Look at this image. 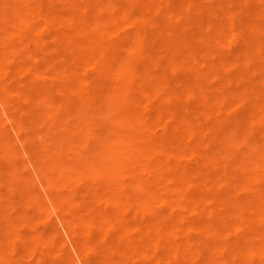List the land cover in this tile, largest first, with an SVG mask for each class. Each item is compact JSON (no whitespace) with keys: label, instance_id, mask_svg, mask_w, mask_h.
<instances>
[{"label":"bare ground","instance_id":"6f19581e","mask_svg":"<svg viewBox=\"0 0 264 264\" xmlns=\"http://www.w3.org/2000/svg\"><path fill=\"white\" fill-rule=\"evenodd\" d=\"M0 25L2 108L29 151L28 129H56L33 158L74 246L11 218V204L39 207L34 195L0 193V264H264V0H0ZM46 68L60 80L48 85ZM89 118L106 126L95 140ZM0 142L30 179L1 116ZM83 146L99 173L133 184L65 188V155ZM150 179H179L178 195Z\"/></svg>","mask_w":264,"mask_h":264},{"label":"rangeland","instance_id":"374dc122","mask_svg":"<svg viewBox=\"0 0 264 264\" xmlns=\"http://www.w3.org/2000/svg\"><path fill=\"white\" fill-rule=\"evenodd\" d=\"M163 7L167 6V3L162 4ZM171 7H175V5L171 4ZM238 30L240 32L241 27L239 25ZM43 32L45 34H50L51 30L47 26H43ZM2 35H3V26L0 25V45L2 44ZM20 40V39H18ZM242 39L241 37H236V34L232 38H227L223 41V45L221 48L227 49L230 51V54H236L240 50ZM25 45L29 48V50L35 49V41L32 37L28 36L24 40ZM48 71V74L46 75V83L48 85H53L55 80L57 79L54 74L52 73L51 68H46ZM172 75L175 77L183 75L184 73L181 70H175L170 71ZM56 96H59L56 94ZM191 101H197L195 100V97L190 98ZM232 102V101H231ZM239 107V106H237ZM238 109H234V113ZM24 114V112H21ZM233 114V113H232ZM0 116L3 119V128L5 129L7 138L10 139V143L12 146L13 152L16 151L17 156L19 157V162L22 164L24 168V176L30 178V179H20L17 174H14L13 171H11V163L10 158L5 153H0V193L3 195V202L8 203L9 202V195H15V198H19L21 190L27 191L29 194L31 193L34 195L33 197L39 202L40 206L37 208H34V210L30 214H22V208L18 204L14 205L11 204L9 207V212L11 213V218L22 220L26 227L24 228V231L29 230L30 232L36 233V234H48L52 238H54L56 241H58V246L56 249L60 252V246L62 248L66 249V246L68 247L69 253L74 247L71 243V241L67 242V234L65 231L64 226L62 225L58 213L56 214L54 208L51 205V199L49 197V191L46 186V182L43 180L42 176L39 173L38 168H36V159L33 158L34 155L39 154L41 157L49 156V153L44 151L43 146V139L47 136H52L55 134V128L52 130H47L50 127V122L42 123L40 126L43 127L46 130H42V133H39L38 129L37 131L31 132L29 129L25 132V135H29V138H31L32 143L29 146H32L35 148V150L29 151L27 146V137L19 136L18 133L15 131L14 125L11 123L9 118L6 116V113L4 112L1 101H0ZM70 118L76 119L75 115H72ZM34 120V119H33ZM40 119L39 121H41ZM76 122V121H75ZM74 122V123H75ZM73 123V124H74ZM86 125L89 126L90 130L88 133V138H91L92 140H95V137H97V134L100 133L102 130H106V126L103 124V120L97 119L96 121H93L92 119H88L86 121ZM72 126H66L62 127V130L69 132L71 130ZM48 131V132H47ZM235 131L231 130L230 133L233 134ZM52 138H48V142H52ZM2 145H6L5 142H0ZM93 144H91L92 146ZM81 152L70 150L68 151V154L65 155L66 160V167L67 172L74 178V179H68L67 183L65 184V188H73V193L75 195L78 194H86V192H91V190L98 189L100 191L102 190H114L117 189L120 185L129 187L133 184L135 179H120L118 176H113L112 178H109L105 173L106 172H100L96 169V166L94 165L97 163L94 160L98 161V158L90 152L91 148H85V146L81 147ZM37 151V152H36ZM88 156H93L92 159L88 161ZM114 175V174H113ZM158 180V181H156ZM233 185L240 186L242 185V182L244 179H233ZM179 179H150L145 182L146 187H152V188H158L163 185H169L171 187L170 192L172 195H178L179 189L181 187V184L179 183ZM251 185L255 188L257 186V183L252 180ZM144 186V187H145ZM12 188H14V194L12 193ZM41 207V208H40ZM3 221L2 215H0V222ZM64 236L63 239H65L66 242L62 243L60 242V238L58 235ZM38 235V236H39ZM66 235V238H65ZM65 245V246H64ZM21 244H18L16 246V250L21 251ZM64 249V250H65ZM67 250V249H66ZM75 251V248H74ZM72 252V251H71ZM73 253V252H72ZM185 257L188 256V253L185 252ZM71 255V253H70ZM72 257V256H71ZM75 259L76 252L74 255ZM73 257V258H74ZM74 261V260H73ZM74 264H82V262L78 259L74 261ZM95 264H98L97 262Z\"/></svg>","mask_w":264,"mask_h":264}]
</instances>
